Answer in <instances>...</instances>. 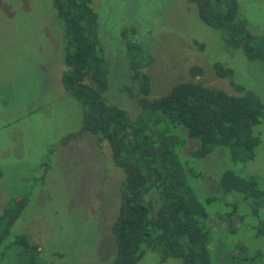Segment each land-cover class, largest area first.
I'll return each instance as SVG.
<instances>
[{"label":"rangeland","instance_id":"obj_1","mask_svg":"<svg viewBox=\"0 0 264 264\" xmlns=\"http://www.w3.org/2000/svg\"><path fill=\"white\" fill-rule=\"evenodd\" d=\"M236 2L249 31L264 36V0ZM92 8L109 61L105 98L131 118L139 109L122 89L129 84L128 43L150 54L144 72L151 99L181 82L238 95L214 75L212 64L220 61L264 103V63L225 48L220 33L187 0H92ZM63 37L53 0H0V214L9 199L27 196L8 240L24 235L50 264H109L116 253L111 227L124 174L108 144L93 134L63 142L81 120L79 102L61 84ZM261 141L255 160L236 170L258 176L264 186V133ZM181 160L186 182L208 214L211 264H264V192L252 207L235 193L222 194L218 175L231 165L220 153L196 158L186 152ZM207 197L214 200L206 203ZM137 264L182 261H161L155 250L145 249Z\"/></svg>","mask_w":264,"mask_h":264},{"label":"trees","instance_id":"obj_2","mask_svg":"<svg viewBox=\"0 0 264 264\" xmlns=\"http://www.w3.org/2000/svg\"><path fill=\"white\" fill-rule=\"evenodd\" d=\"M187 1L196 6L204 24L220 33L225 48L264 63V36L249 31L238 15L236 0ZM53 6L64 29L61 84L81 106L79 129L63 142L83 132L93 134L98 143L108 144L113 163L124 174L118 215L111 227L116 253L109 264H137L145 249L155 250L161 261L179 258L182 264H211L208 214L186 182L181 155L205 158L220 153L235 168L218 175L221 193H235L247 206H258L264 192L259 177L236 168L243 169L258 155L264 103L236 83L233 70L220 61L212 64L214 75L226 79L238 95L181 82L151 99L150 79L144 72L150 54L139 44L128 43L129 84L122 89L139 109L131 118L105 98L109 61L98 36L92 0H53ZM212 200L205 198L206 203ZM27 202V196L11 198L0 214V264H50L40 259L36 245L24 235L8 240Z\"/></svg>","mask_w":264,"mask_h":264}]
</instances>
